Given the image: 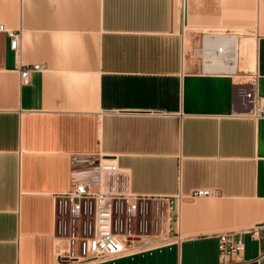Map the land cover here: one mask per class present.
<instances>
[{"label": "crops", "instance_id": "obj_1", "mask_svg": "<svg viewBox=\"0 0 264 264\" xmlns=\"http://www.w3.org/2000/svg\"><path fill=\"white\" fill-rule=\"evenodd\" d=\"M179 4L0 0V25L23 31L20 61L0 32V264H58L55 197L109 157L134 194L217 191L185 200L180 247L125 264H221L216 234L264 224V119L240 117L236 97L256 70L264 98V1L188 0L184 25ZM204 34L242 35L241 72L205 54ZM32 64L47 72L21 86ZM261 234L235 264H264Z\"/></svg>", "mask_w": 264, "mask_h": 264}, {"label": "built area", "instance_id": "obj_2", "mask_svg": "<svg viewBox=\"0 0 264 264\" xmlns=\"http://www.w3.org/2000/svg\"><path fill=\"white\" fill-rule=\"evenodd\" d=\"M188 0H180L182 25L185 23ZM264 1V0H261ZM6 33L10 50L16 60L22 55V30ZM218 39L204 34L205 54L214 60L222 59L220 69L225 73L241 72V34H228ZM253 36L264 39V27ZM206 41L209 45H206ZM20 85L31 83L35 73L47 72L45 64L20 65ZM248 82L237 84L236 97L243 109L240 117L264 119V98L259 95V76L256 70L248 74ZM95 179L75 180L70 191L55 197V255L58 264H117L122 259L152 255L173 250L183 243L181 215L186 199H205L216 196L211 189L181 192L172 196L138 195L131 191L128 170L120 168L117 157L100 161ZM264 224L242 230L216 234L221 264L242 261L245 239L259 241Z\"/></svg>", "mask_w": 264, "mask_h": 264}, {"label": "bare ground", "instance_id": "obj_3", "mask_svg": "<svg viewBox=\"0 0 264 264\" xmlns=\"http://www.w3.org/2000/svg\"><path fill=\"white\" fill-rule=\"evenodd\" d=\"M215 37H217V36H215ZM244 41H245V52H246L245 54L251 58L254 55V53H256V47H257L256 39L252 38V39H246ZM208 45H209V43H208ZM249 57L247 59H249Z\"/></svg>", "mask_w": 264, "mask_h": 264}, {"label": "rangeland", "instance_id": "obj_4", "mask_svg": "<svg viewBox=\"0 0 264 264\" xmlns=\"http://www.w3.org/2000/svg\"><path fill=\"white\" fill-rule=\"evenodd\" d=\"M246 57V54L244 55ZM247 58V57H246ZM125 263H129V259L123 260L118 262L117 264H125Z\"/></svg>", "mask_w": 264, "mask_h": 264}]
</instances>
